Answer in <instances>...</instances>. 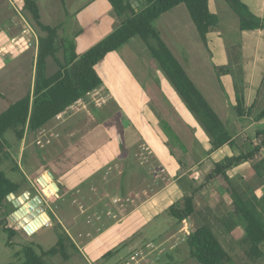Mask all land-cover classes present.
<instances>
[{
  "label": "rangeland",
  "instance_id": "374dc122",
  "mask_svg": "<svg viewBox=\"0 0 264 264\" xmlns=\"http://www.w3.org/2000/svg\"><path fill=\"white\" fill-rule=\"evenodd\" d=\"M93 1L96 0H37V5L39 7L41 22L52 27L60 26L59 38L73 40L76 51L80 55L103 39L113 30V27L120 23L111 11L112 19L111 22H104L107 24L106 26H93L92 29H90L91 33H89V31H83V28H85L84 24H82L80 18L77 17L76 12L79 9L82 10L88 7L90 2ZM244 3H247L253 11H256L257 4L259 5L260 1L244 0ZM22 6L23 3L21 0H16V2L14 0H0V22L7 19L11 14L10 16H14L18 23L20 22L23 26H26V28L27 24L31 27L33 40L36 41L39 32L22 11ZM211 9L214 11V0H211ZM157 20L153 23V26L161 33L163 39L169 45L170 50L173 51L174 56L182 61L183 67L188 75L191 78L193 77L197 84L196 86L203 91L209 103L218 111L223 121L231 118L233 115L230 111L225 109V106L232 105L236 97L234 83L237 79L233 77V89L230 78H222V84L220 82L219 86L215 76L216 72L214 73L212 68L214 65L221 66L227 64L224 62L227 61L226 57L221 54V42L216 39L215 35H211L209 37V50L205 49L200 43L196 31L193 25H191V20L182 5L176 10L174 9L165 13L163 19L161 16ZM0 25L2 26V24ZM7 32H9V30L5 31V33ZM9 33L10 35L13 33V36H17V33L13 31ZM20 33H23V31ZM223 42L226 41L223 39ZM12 52V56L9 60L8 58L3 60L2 57H0V94L5 98V101L0 99V113L6 110L9 103H14L22 98L28 92L31 85L30 77L33 71L32 63L34 49L32 47H24L20 50L12 49ZM211 54L213 55L212 59L210 58ZM246 54L248 57L251 55L253 56L250 48L246 50ZM116 55L126 70L134 77L138 84L136 85L140 87V89L132 95L137 99L136 102L139 103L138 110L141 117L152 126L156 123L154 120L158 121L159 119L165 121L170 126L179 142L193 152L195 156L194 160L190 158L189 154L183 158L181 157L182 154H179V150H171L173 152V158L175 162L177 161L179 167L182 170L190 168L191 165L198 161L196 157L205 160L208 153L205 151L203 143L199 141L198 134L196 133V135L193 132L191 126L187 124L185 119L180 115V112L177 111V105L175 107L173 103H171V101H173L172 96L175 97L177 104L178 102L180 103L179 106H183L187 112H189V110L178 97L164 75L159 70L157 71V69L151 67L149 52L145 45L139 38H133L126 45L114 52L112 56ZM58 57L61 58V53ZM108 59L109 58L103 59L97 65L99 74H104L106 78L108 77L106 73L108 74L109 72L107 71L105 73L106 69L104 68H106V66H102L104 64L103 62ZM263 60L264 56L257 55L255 58L257 70L252 81V85L254 83L253 88L255 92L250 94L246 89L243 90V88L238 91V96L243 100L245 105L249 101L253 103L258 97L256 91L260 87L263 76L259 68L264 65ZM255 62L253 59L248 58L247 66H251ZM55 69L54 63L48 60L46 75H51L54 73ZM199 70L204 74L203 76L199 74ZM162 78L165 80L167 86L161 81ZM214 92L217 93L219 100L215 99ZM94 106L96 108H93ZM259 106L260 108L257 109L258 113L262 111L259 109H264V100L259 103ZM93 109H97L96 112ZM88 113H90L91 116L87 115ZM66 116H72L71 118L80 121H85L86 118H94V121L86 127H76V129L80 130L76 133L77 136L86 131L90 132L89 138L85 139V144L82 146L84 153H93V151L96 152L100 148L97 142L98 137L105 140V149L108 142L111 141V145H108L111 151H108L109 149L107 148L108 150H106V153L114 152L121 156L127 154L129 163H131L129 167L133 166L135 169L137 168L139 170H137V174L141 172L139 174L140 182L137 188L133 186L131 190H123L122 193H116V196L121 199L116 202L115 200L109 199L110 195H114L111 190H104V188H102L103 184L102 186L96 183L94 185V182L87 180L83 182L80 187L83 198L87 196L89 199L77 198V200L74 201V199L70 197V193L74 192V190L65 191L61 184L57 182L61 180L63 176L58 175L53 177L59 191L57 193L47 192L45 188L44 192L46 194L44 195L41 189L37 187L36 180H39L46 176L47 172H50L49 162L47 161L48 159H46L49 157L47 149L51 144V137L48 132L49 129L46 130L48 133L44 135L40 136L41 133H39V135L37 134L34 140H27L26 146L30 142L32 143L23 151L21 150L23 146L16 142L11 133H7L5 138L13 147V156L17 160L18 167L22 172L24 171L27 173L31 182L30 185L23 184L21 190L15 197L18 198L24 193H29L30 198L39 195L48 216L50 217V215H52L54 217V220L61 226L76 247V249H74L71 243L67 241L66 254L68 259L56 255L44 257L43 262L45 264H132V262H130L131 255H136L138 251L142 250L144 253H148V255L144 261L139 264H177L179 262L181 264H198L195 260L188 259L183 244L177 246L178 249L177 252L174 253L173 262L168 260L167 257L160 252L162 249L159 248V244L174 235L178 229V224H175L174 221L170 219L166 213V209L169 206H174L180 210L183 205L184 196H181L180 193H173L171 197L158 194L170 184H172V187H177L178 185L182 186L187 177L177 178L182 175L179 174L181 173L179 170H177L179 172L170 170V173H167L166 176L164 174L152 175L153 160L148 159V161H142L140 160L142 158L139 156L144 149L143 146H140L142 144L141 142L145 140L142 138L140 139L137 127L133 125V121L126 115L125 111L120 109L118 99L116 97L109 98L108 94L101 89L97 95H95L94 92L91 93L86 101H78L75 103ZM149 116L155 119L152 120ZM191 117L193 118V124L195 123L197 127L204 132L197 120L193 116ZM259 121L260 123L257 128L260 127V129H264V118H260ZM98 124L100 125L97 129V131L100 130L99 134L94 131V127ZM155 130L159 135L161 134L162 136L160 137L165 140L164 138H166V136L162 129L157 127ZM131 133L133 134V138L137 136L139 139L138 141H136L137 139H133L131 151L125 153L124 138L130 137ZM204 134L206 133L204 132ZM248 134L253 136L254 131L252 132V130H249ZM145 135L149 140L151 139L147 133H145ZM146 136L144 139H146ZM152 137L154 140L151 139L150 141L152 145L156 147V136L153 135ZM19 147L21 149H19ZM79 150H81V147ZM87 155L91 156V153ZM107 156H109V153L106 154V159H109ZM132 157L133 160H131ZM11 168L12 165L9 161H4L0 166V170L5 173L8 179L21 182L22 177L20 172H11ZM156 168L157 167H155V169ZM203 170L204 166L201 164L197 166L195 172L190 174L195 176V178H193L195 186L199 184L202 186V182L205 181L206 176L203 174ZM246 172H248V170L243 173ZM50 181L52 180L49 179L46 185L50 184ZM147 184L152 191H149ZM53 193L56 194L58 198L54 197L55 199H52ZM127 198L132 201L136 200L137 203H139V201L153 200L150 201V204L153 205L150 208L153 210V218L146 219V210L137 209L139 206L134 202H125ZM65 203L69 204L67 209L71 213L70 218L66 220L64 219L66 218ZM27 206L26 204L24 208ZM6 209L9 215L15 211L12 205L6 206ZM55 221L50 217L49 225L40 229L33 227L37 231L29 236L18 229L16 224L9 220V218H6V227L15 230L16 234L9 240L8 235L0 229V264H20L22 261L20 251L23 246L28 244H34V246L44 251L52 248L56 244L58 234L61 231L57 226H54ZM171 242H176V239H172ZM150 245H153L156 249L153 251ZM165 245L167 246L168 244ZM16 254L19 255L16 256ZM234 259L236 264H240V261L244 259L243 254L239 253ZM231 260L234 262L232 258ZM255 264H261V261H257Z\"/></svg>",
  "mask_w": 264,
  "mask_h": 264
},
{
  "label": "trees",
  "instance_id": "16d2710c",
  "mask_svg": "<svg viewBox=\"0 0 264 264\" xmlns=\"http://www.w3.org/2000/svg\"><path fill=\"white\" fill-rule=\"evenodd\" d=\"M106 1L120 23L103 39L79 55L73 40L59 38L60 27H52L41 22L37 0H22V11L39 32L34 62V79L32 89L28 90L16 102L9 103L6 110L0 113V166L4 161H9L12 165L11 172L21 173L17 160L13 156V147L5 138L7 133H11L16 142L20 144L25 135L43 129L56 116L64 113L78 101H86L91 93L103 85L97 65L107 55L116 52L131 39L139 38L149 52L151 67L164 75L206 133L210 152L217 151L224 146L230 148L236 146L239 149L238 156L226 157L221 162L214 164L204 183L218 179L224 185L225 191L231 199V206L227 208L226 212L229 219L227 220L224 216L221 218L220 224L228 232L236 226L242 228L244 240L240 243L245 245L242 264H255L260 260H262L261 264H264V253L261 251L264 244V194L257 196L253 191L241 192L240 188L234 186L227 175V171L234 166L249 163L256 182L260 186H264V129L256 132L255 142L250 139L240 140L232 137L217 113L167 47L159 31L153 26V23L162 15L183 5L199 40L208 50L209 34L220 32L219 19L210 12L209 0H138L137 11L131 8L129 0ZM224 2L237 17L240 31L264 29V20L253 15L242 0H224ZM60 53L61 58L58 57ZM48 60L52 61L56 68L54 73L49 76L46 75ZM229 68L228 66L216 67L215 71L220 77V74L230 72ZM234 84L236 92L234 112L238 117L245 113L249 116L252 107L244 109L243 100L238 96L242 84L237 80ZM0 98L5 101L1 94ZM262 117H264V112L259 113L256 119ZM159 127L167 138L165 146L169 150L175 147L184 150L165 121L159 120ZM21 177V182L12 181L0 170V229L8 235L9 240L15 236L16 232L5 225L6 218L9 216L6 206H11L7 196L10 194L17 196L23 184H28L22 174ZM52 199L55 198L52 197ZM221 206L216 208L219 215L226 211L225 206ZM166 213L175 224L182 223L195 213L192 196L184 197L180 210L170 206L166 209ZM50 217L55 221L52 215ZM54 226L61 230L56 244L46 251L34 244L23 246L20 251L22 258L20 264H45L44 257L56 255L68 259L66 242L69 241L74 249L76 247L56 221ZM182 244L188 259L195 260L198 264L232 263L231 257L223 248L219 237L206 224L191 231L184 238ZM177 249L165 250L162 254L173 262V256ZM18 255L16 254V256Z\"/></svg>",
  "mask_w": 264,
  "mask_h": 264
},
{
  "label": "crops",
  "instance_id": "0c3cea01",
  "mask_svg": "<svg viewBox=\"0 0 264 264\" xmlns=\"http://www.w3.org/2000/svg\"><path fill=\"white\" fill-rule=\"evenodd\" d=\"M14 1L16 2V0ZM242 1L244 3V0ZM259 1H260V4L259 5L257 4L256 11H253L249 7V5H247V3H244V4L248 7V9L253 15L264 20V0H259ZM180 6L181 5L177 6L174 9L176 10ZM209 10L212 14L218 17L219 23H220V32L209 34L208 48L210 44L209 37L211 35H215L216 39H218L221 42V46H222V47L220 46L221 47L220 50L222 51L221 54L222 56H225L227 60V61H224L227 63L226 65L212 66L213 71L214 73L216 72L214 70V68L216 67H223L227 65L228 67H230L229 68L230 72L225 73V74H220V77H218L217 73H215L218 85L220 86V82L222 84V78L223 79L230 78L231 86L233 89L234 88L233 87V77H235L238 83L239 81L241 82L243 90L246 89L250 94L255 92L253 88L254 83L252 85V81H253L254 76L256 75V70H257V63L255 62V58L257 55L264 56V29L255 30V31H240L239 26H238L237 17L227 7L224 0H214V11H212L211 9V0H209ZM111 11L112 9L106 0H96V1L90 2V5H88V7L82 10L80 9L77 10L76 15L78 18H80V21L82 22V24H84L85 28H83V31H89V33H91L90 29H92L93 26L103 27L107 25L104 22H111V19H112ZM10 15L8 16L7 19H4L2 22H0V24H2V26L0 25V57H2L3 60H5V58H8L9 60V58L12 56V53H13L12 49L20 50V49H23L24 47H29V48L32 47L34 49L33 63H32L33 71L30 77L31 85L29 89L31 90L32 85H33V79H34V62H35L36 53H37V40L36 41L33 40L34 39L33 32H32L31 27L28 26V24L26 28V26H23L20 22L18 23L14 16H10ZM162 19H163V15H162ZM6 30H9V32L13 31L17 33V36H13L14 35L13 33H11V35L9 32L5 33ZM21 31H23V33H20ZM160 36L163 39L161 33H160ZM60 39L62 40L63 38L60 37ZM223 39L226 42H223ZM163 41L165 42L167 47L170 49L167 42L164 39ZM248 48L252 50L253 56L251 55L250 57H248V55L246 54V50ZM171 52L173 53V51ZM77 54L79 53L77 52ZM112 55L113 53L105 57L109 59L104 61L103 62L104 64L102 66V67L106 66V68L104 69H106L105 73L107 71L109 72L108 74L106 73L108 77L106 78L104 74L101 75L98 72L99 76L101 77L103 81V85L99 88V90L97 89L96 91H94V94L97 95L98 92H100V90L102 89L108 94L109 98L116 97L118 99L120 109L122 111L123 110L125 111L126 115L129 116L130 119L133 121L132 122L133 125L137 127V130L139 131L138 134L140 136V139L142 138L143 140H145L144 142L143 141L141 142L142 144L140 146H143L144 149L142 150V153L139 154V156L142 158L140 159L142 161H148V159L153 160L152 172H151L152 175L164 174L166 176L167 173H170L169 172L170 170L172 171L179 170L181 172L179 174H182V175L178 176L177 178L180 179L183 177H187L182 186L178 185L177 187L176 186L172 187V184H170L165 189L161 190V192H159L158 195H162V196L165 195V196L171 197L173 193L174 194L180 193L181 196H184V197L192 196L193 198L195 213L188 219L182 221V223L178 224L177 232L171 237H169L168 239H166L163 243L159 244V247L165 246L167 250L173 251L174 249L178 248L177 247L178 245L184 242V238L188 236L191 231H193L196 227L206 224V225H209V227L214 231V233L217 234V236L219 237L222 243L223 248L229 254V256L234 260V262H232L231 264H236L234 258L239 253L243 254L245 250V245L240 243V242H243L244 240V233H243L242 228L239 226H236L234 229L228 232L224 230L220 224V220L224 216H226L225 218H227V220L229 219L226 212H227V208L231 206V199L229 195L227 194V192L225 191L224 185L218 179H213L207 183L202 182V186H200V184L195 186V183L193 181V178H195V176L190 175V174L195 172L198 165L203 164L204 166L203 174L207 176L209 172L211 171V169L213 168L214 164L221 162L226 157L238 156L239 149H237L236 146L232 148L228 146H224L217 151L210 152L209 139H207L206 134H204V132H202L195 123L193 124V118L191 117L192 115L189 112H187V110H185L183 106H179L180 103L178 102L177 104L175 97L171 95L172 100L176 104L173 101H171V103H173L175 107L177 105L176 107L177 111L180 112V115L185 119L187 124L191 126V128L193 129V132L195 134L196 133L198 134L199 141L203 143L205 147V151L208 153L207 158L205 160H202L199 157L198 158L196 157V159H198V161L196 160L197 162L195 161L196 163L191 165L190 168H187L186 170H182L179 167L177 161L175 162L173 158V152L171 150H175V149L179 150L180 151L179 154H182L181 157L183 158H185L186 155L189 154L190 158L194 160L195 156L193 152H191L188 148L183 146L181 142L180 143L184 150L180 149L179 147H175V148L170 149V151H168L169 148L165 146V142L167 141V139L164 138L165 140H163L160 137L162 135L161 134L159 135L155 130L157 129V127L159 128V119L158 121L154 120V122L156 123L152 126L148 121H145L141 117L140 112L138 110L139 103L136 102L137 99L132 95L133 93L138 91L140 87L137 86L138 84L136 83V80L134 79V77L126 70V68L122 65L121 61L117 58L118 56L117 55L112 56ZM175 58L182 65L181 63L182 61H180L177 57ZM210 58L211 59L213 58L212 54ZM248 58L253 59L255 63H253L251 66H247ZM259 69L261 70L263 76H262V81L260 83V87L256 91V94L258 95V97L257 99L254 100L253 103L249 101L245 105L243 102L244 109L252 107V111L249 116H247L246 113L245 115L243 114V116L241 117H238L236 115L233 109L235 105V98H234L232 105L230 106L228 105L229 107L225 106L226 107L225 109H227V111H230V113H232L233 116H231V118L227 119L226 121H223V119H221V117L219 116L218 111L213 107L211 103H209L203 91L196 86L198 90L202 93V95L205 97L209 105L217 113L221 121L224 123L230 135L234 138H239L240 140L250 139L251 141L255 142L256 140L255 134L258 130H260V127L257 128L260 121L259 119L258 120L256 119V116L259 113L264 112V109H259V110H262L259 113L257 111V109L260 108L259 103L263 102L264 100V65L261 66ZM199 74L201 76L204 75L200 70H199ZM190 79L193 81L195 85H197L193 77L192 78L190 77ZM161 81L163 82V84L167 86L163 78ZM213 94H214L215 99H218L217 93L214 92ZM93 108H96V107L94 106ZM71 109H72V106L69 107L64 113H62L61 119L57 120L55 118L54 120L51 121L50 124L45 126L43 129L35 133L25 135L23 141L19 144V145H22L23 148L21 149L19 147V149L23 151L25 150V148L30 146V143L32 142H30L26 146L27 140L36 139L35 137L37 136V134L39 135V133H42L44 135L45 133L49 132L50 133L49 136L51 137L50 138L51 144L49 148L47 149L49 153V157L46 158L48 159L47 161L49 162V170H50L49 173L52 176H58V175L63 176L62 179L57 182L60 183L63 189H65V191L67 192L74 190V192L70 193V197L73 198L74 201H76L77 198H83L80 185L83 182L89 180L91 182H94V185L95 183L101 186L103 184L102 188H104V190H111V192H113L114 195L113 196L110 195L111 197L109 196V199L115 200L116 202H118L121 199H119V197L116 196V193L118 192L122 193L123 190H127V191L131 190L133 186H136L137 188V186H139V182H140L139 174L141 172L137 174V170H138L137 168L135 169V167L133 166L129 167L131 163H129L127 154L121 156L114 152L106 153V150L108 149H109L108 151H111V148L108 146V145H111V141L108 142L107 147L105 149L104 148L106 144L105 140H102L101 138L98 137L97 142L99 143L100 148L96 152L94 151L93 153L89 152L91 153V156L87 155L89 153L87 154L84 153V150H82V146H84L85 144L84 143L85 139L89 138L90 132L86 131L85 133H81L80 135L77 136L76 133L80 130L76 129V127L77 126L86 127L88 124L94 121V118H86L85 121H80L78 119L71 118L72 116L67 117L66 115L69 113V110ZM87 115H90V113H88ZM149 117L152 120L155 119L152 116H149ZM99 126L100 125L98 124L94 127V131H96L98 134L100 132V130L97 131ZM47 129H49L48 132L46 131ZM249 130H252V132L254 131L253 136L248 134ZM130 131L134 133L132 130ZM144 132L147 133L150 136V138L153 140L154 138L152 136L153 135L156 136V140H155L156 145H157L156 147L152 145L150 141L151 139L149 140V138L145 135ZM132 133L130 137H127L126 139L124 138L125 153L126 152L128 153L129 151H131V145H132L133 139L135 140L137 139L136 141H138L139 139L137 136L136 138H133ZM145 136H146V139H144ZM80 147H81V150H79ZM163 148H165L166 150ZM108 153H109V156L107 157H109V159H106V154ZM131 160H133V157L131 158ZM155 167L157 168L155 169ZM246 170H248V172L243 173ZM20 174H22L26 178L28 184L30 185L31 182H30V179L27 173L24 171L23 172L21 171ZM227 175L229 176V179L234 184V186H237L238 188H240L241 192L253 191V193L257 196H261L264 194V186H260L256 182L249 163H243L238 166H234L232 169L227 171ZM42 178H40L39 180L37 179L36 184H37V187L40 188L42 193H44L45 195V192H44L45 186L43 182L41 181ZM53 182L55 183L54 177H53ZM147 187L149 188L148 184H147ZM150 190L151 188H149V191ZM53 192L55 193L54 189H53ZM54 193H53V197L58 198V196H56V194L54 195ZM85 198L89 199L87 196H85L83 199ZM150 201H153V200L139 201V203H137L136 200L132 201L128 198L125 200V202H134L137 206H139L137 209H143V210L145 209L146 215H147L146 219L153 218V210L150 209L153 205L150 204ZM221 205L225 206L226 211L222 212V214L219 215L216 208ZM65 206H66V211H65L66 218L64 219L66 220L67 218H70L71 213L67 209L69 204L65 203ZM120 207H123V206H120ZM222 211H224V208H222ZM45 226L46 225L42 227H45ZM186 233H188V235H186ZM172 239H176V242H171ZM165 244H168V245L166 246ZM150 246L153 248L152 249L153 251L154 249H156L154 248L153 245H150ZM243 246H244V249H243ZM261 251L264 253V244L261 247ZM147 255L148 253L146 254L142 250L138 251L136 255H131L130 262H132V264H139L140 262L144 261ZM260 261L262 263V260ZM242 263H243V259L240 261V264ZM177 264H181V263L179 262Z\"/></svg>",
  "mask_w": 264,
  "mask_h": 264
},
{
  "label": "water",
  "instance_id": "95a60500",
  "mask_svg": "<svg viewBox=\"0 0 264 264\" xmlns=\"http://www.w3.org/2000/svg\"><path fill=\"white\" fill-rule=\"evenodd\" d=\"M129 2L131 4V8L134 9L135 11H137V8L139 6V3L137 2V0H129ZM56 41H57V39H56ZM57 46H58V44H57ZM46 176L50 180H52V181H50V185L53 187V189L57 193L59 191V189H58L56 183L53 182V176L49 172H47ZM42 179H41V181H42ZM42 182H43L44 186H46V182L45 181H42ZM20 197L21 198L25 197L24 202L27 203L29 208L32 210V212H34L37 215V217L39 219H40L41 215H44L45 218L48 219V221L46 222L45 225H49L50 217L46 213V208H45L43 201L39 195H36L33 198H30L29 193H24ZM20 197L16 198L15 195H13V194H10L7 196L8 202H10L11 205L13 206V208L15 209V211L11 215H9L8 218H9V220H11L13 223L16 224V227L18 229L22 230L23 232H25L27 235L30 236L37 231L33 228L32 224L29 222V223H26L24 225H21L20 221L17 222V220H15L18 217V215H20V216L23 215L22 203L19 202ZM28 216H31V214H28ZM25 217H27V216H25Z\"/></svg>",
  "mask_w": 264,
  "mask_h": 264
},
{
  "label": "bare ground",
  "instance_id": "6f19581e",
  "mask_svg": "<svg viewBox=\"0 0 264 264\" xmlns=\"http://www.w3.org/2000/svg\"><path fill=\"white\" fill-rule=\"evenodd\" d=\"M42 181L47 182V181H49V178L47 176H44ZM45 188H46L47 192H53V189L50 186V184L46 185ZM24 200H25V197L19 198V202L22 203L23 215L22 216L18 215V217L15 220L20 221L21 224H23V225L30 222L34 228H40V227L44 226L46 224V222L48 221V219H46L44 215H41V217L39 219L37 217V215L34 212H32V210L29 208V206L24 208V206L27 204L24 202ZM28 214H31V216H28ZM25 216H27V217H25Z\"/></svg>",
  "mask_w": 264,
  "mask_h": 264
},
{
  "label": "built area",
  "instance_id": "2783aa9c",
  "mask_svg": "<svg viewBox=\"0 0 264 264\" xmlns=\"http://www.w3.org/2000/svg\"><path fill=\"white\" fill-rule=\"evenodd\" d=\"M56 119L57 120H59V119H61V114L60 115H58V116H56ZM41 135H43L42 133L40 134V136ZM257 144L259 143V141L257 140V142H256ZM186 235H188V233H186ZM159 248H161L162 250H161V253L162 252H165V250H167L166 248H165V246H161V247H159Z\"/></svg>",
  "mask_w": 264,
  "mask_h": 264
}]
</instances>
